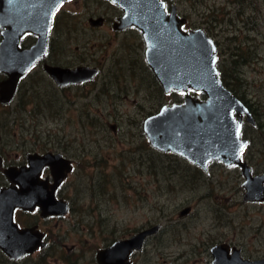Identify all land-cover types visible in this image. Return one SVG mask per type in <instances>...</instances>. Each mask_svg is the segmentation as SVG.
<instances>
[{"label": "rangeland", "instance_id": "374dc122", "mask_svg": "<svg viewBox=\"0 0 264 264\" xmlns=\"http://www.w3.org/2000/svg\"><path fill=\"white\" fill-rule=\"evenodd\" d=\"M171 1L178 15L186 19L185 30L201 28L214 40L218 68L237 96L254 111L257 126L245 132L250 144L244 157L256 173L264 167V2ZM240 1H253L261 7L262 15L252 9L238 15L243 10ZM68 8L67 18L59 19V23L64 22L61 48L53 37L55 50L51 57H59L61 52V60L68 64L100 63L103 75L68 89L64 94L67 102L54 98L57 90L40 80L29 94L40 98L44 84L53 97H41L40 102H26L24 98L18 106L27 109L16 121L8 119L1 126L4 137L19 143L20 148L34 136L37 146H42V138H46L56 150L60 151L63 144L66 157L74 161L66 190L75 200L73 209L78 210V227H83L84 234L75 238L65 219H53L51 249L60 252L46 260L67 264L63 255L69 264H93L92 255L96 248L105 246L107 235L119 239L156 224L162 231L133 256L137 264H178L177 252L190 257L179 264H208L207 254L196 253L202 247L197 242L207 237L206 249L211 241L221 239L241 247L244 257L264 256V204L243 201V176L238 168L213 162L208 171L214 174L206 176L176 155L160 154L150 146L142 130L143 120L160 104L178 96L181 99V95H165L158 90L142 61L143 41L138 31L115 29L112 19L118 9L101 0H75ZM90 18H102L104 23L102 20L92 25ZM233 64L238 81L231 83ZM34 102L37 105L31 106ZM34 108L36 113L30 115L29 109ZM90 117L94 118L93 124L88 122ZM28 125L33 128L30 135ZM110 125L116 126L115 132ZM12 133L17 137L11 138ZM81 169L89 174L82 175ZM172 172L181 175L178 190L170 189L172 179L167 173ZM123 182L125 188L121 187ZM93 196L99 200L100 209L91 207ZM177 198L192 207L185 217L179 216ZM159 244L164 249L162 258Z\"/></svg>", "mask_w": 264, "mask_h": 264}, {"label": "water", "instance_id": "95a60500", "mask_svg": "<svg viewBox=\"0 0 264 264\" xmlns=\"http://www.w3.org/2000/svg\"><path fill=\"white\" fill-rule=\"evenodd\" d=\"M65 0H0L5 13L4 20L15 34L16 41L24 32H33L38 36L36 44L27 51L34 62L44 55L47 46V34L56 8ZM123 12L114 23V28L123 30L134 26L145 42V61L164 93L172 90L183 92V102L164 105L161 109L145 118L143 130L150 145L161 152L177 154L197 167L206 170L211 161H220L226 166L236 165L244 178L242 199L245 202L264 203V171L253 175L251 167L242 160L241 152L248 143L241 136L242 116L247 122L254 123L248 106L223 84L217 67L218 54L214 40L201 28L185 30V18L177 15L175 5L170 13L165 10L163 0H109ZM102 18L89 19L92 25H99ZM27 64V63H26ZM46 72L59 85L78 83L94 77L97 70L85 66L60 68L45 66ZM20 71L14 72L15 79ZM14 88V87H13ZM189 91L199 92L204 99L191 96ZM112 130L115 129L111 125ZM36 171L44 164L51 167L53 183L49 184L35 176L37 190L33 204H41L42 215H63L66 204L56 200L55 189L71 170L70 160L60 154L46 153L34 158ZM9 193L10 198L18 197L17 192L1 190L0 198ZM39 197V198H38ZM16 203H13L15 202ZM22 204L19 200L11 201ZM28 204V203H27ZM188 208L181 214H186ZM0 225V229H2ZM11 234L6 239L0 232V248L9 256H20L43 246L41 234L22 232L12 223L6 225ZM158 226L141 230L139 233L113 242L107 248L97 252L98 264H128L131 252L142 249L145 238L157 231ZM20 252L15 248L16 238ZM19 239V238H18ZM11 240V241H10ZM227 245L212 247L213 264H264V258L245 259L234 248L229 255Z\"/></svg>", "mask_w": 264, "mask_h": 264}, {"label": "flooded vegetation", "instance_id": "af4514ba", "mask_svg": "<svg viewBox=\"0 0 264 264\" xmlns=\"http://www.w3.org/2000/svg\"><path fill=\"white\" fill-rule=\"evenodd\" d=\"M75 0H67L63 2L59 8L56 10V12L53 15L51 27L47 34V48L45 51V54L40 56L37 60H34V62H29L31 59L30 54L27 52L29 51L37 42L38 36L34 34L33 32H25L23 33L18 40L16 41L15 35L13 36V32L10 30L9 26L4 20L0 21V193L1 190L10 191L11 189L15 192H17L18 197L13 196L10 198L9 193H7L4 197L0 198V225H2V229L6 234V239L11 238L10 232L7 230L6 225L8 223H12L15 228L22 232H32L33 234L39 233L41 234V242L44 244L42 247H39L37 249L32 250L31 252L22 253L20 256H9L2 248H0V264H50L48 260H46L48 257L49 259L51 257H54L59 254L56 249H51L52 238L50 235L52 234V220L53 219H65L68 223V226L70 227L69 231L73 235V237L80 239L79 236L84 234L83 227H78L79 220L77 217V208L73 209L76 205L75 200L71 199L69 197V192L66 190L68 187V179L70 173L67 174V176L62 180V182L56 187L55 189V196L57 200L65 202L66 204V212L63 214V216L60 215H42V209L41 204H31L33 200H35L37 190L39 192V195L44 194V189L41 185V183L38 182L39 186L41 187V191L36 188V181L35 176L38 174L39 180L48 182L49 184L53 183V175L51 171V167L49 165L44 164L40 167L39 171H36V164L34 158L36 155L42 156L46 153H58L64 157H66V147H64L63 144H61L60 151L56 150L55 148L50 147L51 141L50 139L42 138L44 141L42 142V146L36 145V140L33 134L32 141L28 142V145L22 144V148H20L19 143H13L10 139H7L4 137V131L2 129V124L8 120L12 119L13 121H16L19 117L18 115L20 112H24L27 108H20L18 105L21 101L25 99H28L26 102H29L30 100H38L41 101V97H47L51 99L53 96L49 89L44 84H41L43 86V93L40 94V98L36 96H32L29 93H33L32 90L37 85L40 84V80H46L48 85L52 87L53 89L57 90V95L54 97L59 100H64L67 102L64 98L65 92H68V89L70 88H77L81 85L85 84L88 81H81L78 83H71V84H64L59 85L57 84L50 75L46 72L45 66H56L60 68H75L77 66H85V67H92L96 68L98 73L93 77L92 80L96 79L100 75H103V68L100 63L98 64H87L82 62L81 65L79 64H68L65 60H61L64 56L63 53L60 52L61 56L56 57V54L54 57H51L53 55V51L55 50L53 48V37L55 42L58 44L59 48H61V42H62V34L64 32L63 30V21L59 23V19L62 17L63 19L67 18V12L69 11V5L72 4ZM107 3H110L106 0H101ZM171 0H165V9L167 13L171 11L172 3ZM111 4V3H110ZM113 5V4H112ZM118 9V14L114 16L112 19V22L115 23L117 18L122 14V11ZM3 11L0 10V17H4L2 13ZM178 14V13H177ZM105 18V17H103ZM104 23V19H103ZM113 29V28H112ZM138 31L136 28L128 27L124 30H121L122 32H128V31ZM117 31V30H115ZM120 31V32H121ZM138 35L140 33L138 32ZM141 37V36H140ZM143 41V40H142ZM141 46V45H140ZM144 50H145V44L144 41L142 42V50H140L142 61L145 63V57H144ZM59 52V51H55ZM27 63V64H26ZM146 65V63H145ZM20 71V75L17 79L14 77V72ZM35 73V75H33ZM14 87V88H13ZM169 94H177L181 95V99L178 97L174 98L171 102H165L160 104V106L164 104H173V103H180L183 101V94L180 92H177L175 90H172L165 95ZM191 96H197L195 93L191 92ZM200 98V97H198ZM180 99V101H179ZM201 99V98H200ZM25 101V100H24ZM38 102H34V104H31V106H36ZM30 115H34L36 113V109H29ZM251 113L254 118V111L251 110ZM23 122V120L21 119ZM25 122V121H24ZM111 126V125H110ZM257 126L256 122L255 124L248 123L245 116H243V136H247L245 134L247 129L253 130L254 127ZM116 128V126H114ZM116 129L113 130L115 132ZM33 133V128L31 125H28L27 127V134L30 135ZM17 137V134H11V138ZM248 138V136H247ZM39 139V138H38ZM249 140V138H248ZM41 142V141H40ZM250 143V140H249ZM248 149V145L243 150V157ZM168 154V153H167ZM178 158H181L183 161L188 163L193 168H198L196 165H193L189 163L184 158L177 155ZM69 159L68 157H66ZM71 160V159H70ZM214 161L210 162L212 164ZM218 162V161H217ZM71 163L73 165L74 169V161L71 160ZM82 163V161H81ZM219 163V162H218ZM221 163V162H220ZM82 167V166H81ZM234 167V166H231ZM83 168V167H82ZM238 168V167H235ZM72 169V170H73ZM199 169V168H198ZM264 171V167L259 169L255 174L261 173ZM82 175H88L86 171L81 169L80 171ZM202 175L206 176H212L214 174L213 171L209 169L206 171H200ZM159 174V173H158ZM161 175H164L161 173ZM169 177L172 179V187L171 190H178L180 186V180L181 175L177 172L167 173ZM164 177V176H163ZM122 188H125L124 182L121 184ZM174 194V193H173ZM124 197H127V195H124ZM39 198V197H38ZM130 196H128L127 201L129 200ZM19 200L22 204H14L16 206L12 207L13 200ZM140 201L143 199L140 198ZM91 207L93 209H100V203L99 200L95 199L93 196ZM171 200L168 199V202ZM13 203H16L13 202ZM28 203V204H27ZM254 203H262V202H254ZM176 205L178 206L179 210V216L185 217L188 215L192 207L190 205H187L183 202L182 199L177 198ZM164 208V205L162 206V209ZM188 208L189 211L186 214H181L184 209ZM158 226L157 231L149 236L146 237L142 249L146 246L147 242L150 241V239H155L158 237L162 229H160L161 225L156 224ZM153 227V226H149ZM148 227V228H149ZM143 229H147L146 227H143ZM142 228L140 230H143ZM72 230L74 232H72ZM140 230L136 231L134 234H128L121 236L119 239H115L113 234L107 235L104 238L105 246H101L99 248H96L92 255V262L93 264L97 263V252L101 249L107 248L111 245V243L117 241V240H123L126 238H129L136 233H138ZM96 235V234H94ZM180 237V235H178ZM19 238V239H18ZM23 238L17 237L15 248L18 249L20 252L23 250V248H19V242L22 241ZM11 241V240H10ZM146 242V243H145ZM209 242V237H207L205 240H199L197 243L202 244V247H198V250L196 251L197 254L203 256L204 254H207L208 257V264H213V254L211 253V249L214 246L217 245H227L228 246V253L229 255L232 254V251L234 248L239 249L240 256L242 258L247 259H260L264 258V256H256V257H244L242 253V248L238 247L237 245L233 244V242L225 241V240H213L209 244L208 249H206ZM17 245V246H16ZM55 246H57L55 244ZM157 246V245H155ZM65 247H61L63 249ZM158 248V254L159 257H163L164 249L163 247H160V244L157 246ZM73 249V248H72ZM141 249V250H142ZM71 252V249L69 250ZM154 251V250H153ZM139 251H133L130 253L128 258V264H137L133 260V256ZM156 254V255H158ZM176 261L178 264L182 262L183 260H188L189 255L188 254H182L181 252H177ZM59 257V256H58ZM63 260L69 264L70 260L68 258L63 257Z\"/></svg>", "mask_w": 264, "mask_h": 264}, {"label": "trees", "instance_id": "16d2710c", "mask_svg": "<svg viewBox=\"0 0 264 264\" xmlns=\"http://www.w3.org/2000/svg\"><path fill=\"white\" fill-rule=\"evenodd\" d=\"M263 2H264V0H262ZM243 2H246V4H243ZM241 5H240V7L241 8H243V10L241 11V10H239L238 11V15H240L241 16V14H246L248 11H251V12H253L252 10H255L256 12H257V14L258 15H262V11H261V7H258L253 1H240L239 2ZM244 8H246V10H244ZM252 9V10H251ZM243 16V15H242ZM237 55V54H236ZM242 58V57H241ZM219 60V59H218ZM237 60H234L233 61V63H235ZM242 61L243 62H245V59L244 58H242ZM147 71H148V73H149V75H150V77H151V79H152V81L154 82V84L156 85V87L158 88V90L160 91V92H163L162 91V89H161V87H160V85H159V83L157 82V80L155 79V77H154V75L152 74V72L149 70V68L148 67H146L145 68ZM232 69H234V71L232 70ZM219 72H220V77H221V80H222V82H223V84L233 93V94H236V95H238L235 91H234V89L232 88V86H231V84H230V81L229 80H227L225 77H224V72H221V70L219 69ZM236 73H238V70H237V67L235 66V64H233V66H232V68H231V71L229 72V75H230V77H229V79L232 81L231 83H234V82H237L238 81V76L236 75ZM93 120V121H92ZM88 122L90 123V124H93L95 121H94V118L92 119V117H90L89 118V120H88ZM108 177V175L105 177V178H107ZM106 180V179H105ZM107 181V183H108V180H106Z\"/></svg>", "mask_w": 264, "mask_h": 264}, {"label": "bare ground", "instance_id": "6f19581e", "mask_svg": "<svg viewBox=\"0 0 264 264\" xmlns=\"http://www.w3.org/2000/svg\"><path fill=\"white\" fill-rule=\"evenodd\" d=\"M222 163V162H221ZM223 164V163H222ZM224 166H226L225 164H223ZM231 166H234V167H238L236 165H230V166H226V167H231Z\"/></svg>", "mask_w": 264, "mask_h": 264}]
</instances>
